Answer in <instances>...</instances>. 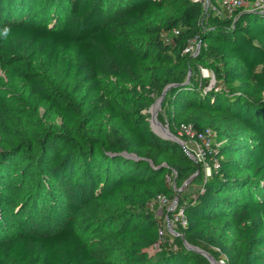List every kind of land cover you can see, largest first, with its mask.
Here are the masks:
<instances>
[{
  "label": "trees",
  "instance_id": "16d2710c",
  "mask_svg": "<svg viewBox=\"0 0 264 264\" xmlns=\"http://www.w3.org/2000/svg\"><path fill=\"white\" fill-rule=\"evenodd\" d=\"M234 12L201 28L193 0H0V32L10 29L0 63L24 65L30 93L61 116L0 152V264H199L187 248L151 251L160 229L149 203L196 168L149 126L150 91L167 80L170 131L188 124L221 142L210 177L179 204L182 238L228 264H264V11ZM193 40L219 73L210 90L182 83L199 59L184 53ZM102 77L127 85L103 104ZM7 113L0 101V130ZM12 179L24 188L16 210ZM94 203L107 207L80 225L76 214Z\"/></svg>",
  "mask_w": 264,
  "mask_h": 264
},
{
  "label": "rangeland",
  "instance_id": "374dc122",
  "mask_svg": "<svg viewBox=\"0 0 264 264\" xmlns=\"http://www.w3.org/2000/svg\"><path fill=\"white\" fill-rule=\"evenodd\" d=\"M193 1H200L203 5L204 16L198 23L201 28L211 24L210 17L217 16V18H220L223 16L215 10L213 5L207 3L208 0ZM244 10L243 8L237 9L234 12V18L237 19ZM108 25H112L110 19L108 20ZM198 52L192 56L198 57L199 59L191 63L183 72L182 83L194 84L198 86L200 90H210L219 84V73H213L209 68H206L204 63H206L207 57L206 55L200 56L201 54ZM24 69V65L20 63H13L10 61L0 63V101L8 108L4 130H0V152L8 148L9 144H13V142L18 139L27 138L29 134L37 136L36 128H54L61 123V116L56 109L48 103L38 100L30 93L28 83H26L21 76ZM47 79L51 87L55 86L62 81L61 71L57 70L50 73ZM102 81L104 93L99 99L102 104L106 100L116 99L120 89L127 86L124 82H119L114 78L102 77ZM171 83H173V81L167 80L161 84H156L151 89L149 95V108L161 95L165 86ZM148 115L150 118V113H148ZM157 120L163 127L169 128V111L165 104V100L162 101L160 109L157 111ZM153 125L157 133H163L158 125ZM178 134L177 137L183 141V145L179 146L190 159L196 162V168L191 175L180 181V183H176L173 179L169 180L170 186L173 189V193L170 197L163 198L157 196L149 203V210L156 216L160 229L159 242L151 248V251L158 250V244H162L169 248H186L184 239L178 230V222H184L179 204L191 199L201 189L202 183L210 177L211 170L216 163L210 153L213 151L214 145H219L221 143L213 132H211L210 136L206 137V143L209 145H205L203 141L197 140L196 138H190L181 131ZM109 135L110 137L113 136V131L110 129ZM182 135H185V137ZM11 177L12 176H10V178ZM11 182L10 187L6 191L9 199H15L12 207H15L16 210L21 206V203L19 204L22 200L21 197L24 198V196H22L24 188H22L21 183L16 185V179H12ZM24 185H26V183ZM21 188L22 191H19ZM106 207L107 206L104 204L94 203L84 208L82 212L77 213L76 217L79 219L80 225L83 224L87 226L99 218ZM65 212L64 217L68 215L67 208ZM85 236L88 237V235ZM233 250L236 252L235 246H233ZM206 252H208L218 264H228L225 256L218 250L210 249V251ZM195 253L197 255L196 260L199 264H212L209 258L204 254L196 251Z\"/></svg>",
  "mask_w": 264,
  "mask_h": 264
},
{
  "label": "built area",
  "instance_id": "2783aa9c",
  "mask_svg": "<svg viewBox=\"0 0 264 264\" xmlns=\"http://www.w3.org/2000/svg\"><path fill=\"white\" fill-rule=\"evenodd\" d=\"M208 4H211L215 7V10L222 14L223 16L227 14H232L236 9L243 8L245 10H263L264 11V0H211L207 1ZM174 34L178 33V30H173ZM166 40L167 36L164 34ZM199 41L193 40L189 43L188 46L184 48V53H189L194 55L199 50ZM182 132L185 135H188L190 138H196L197 140L203 141L205 145L206 137L211 135V130L207 129L204 131H198L192 128L191 125L181 124L179 132ZM214 134V133H213ZM163 197L164 196H158ZM184 223V222H183Z\"/></svg>",
  "mask_w": 264,
  "mask_h": 264
},
{
  "label": "water",
  "instance_id": "95a60500",
  "mask_svg": "<svg viewBox=\"0 0 264 264\" xmlns=\"http://www.w3.org/2000/svg\"><path fill=\"white\" fill-rule=\"evenodd\" d=\"M176 83H171V84H168L165 86L164 90L162 91L161 95L157 98V100L154 102V104H152L150 106V118H149V123H150V129L151 131H153L156 135H158L155 130L153 129L152 127V122L155 121L156 119V116H157V111L160 109V106H161V103L165 97V93L166 91L172 87V86H175ZM166 134L167 136L163 137V136H160L158 135L159 137H162V138H166V139H170V140H173L175 142H177L179 145H183V141L180 140L176 135H174L170 130L169 128H167L166 130ZM184 239V238H183ZM184 243H185V246L186 248L188 249H191V250H194L196 252H199L201 254H204L205 256H207V258H209V260L211 261L212 264H216V260L208 253L206 252L205 250L197 247V246H194V245H191L190 243H188L185 239H184Z\"/></svg>",
  "mask_w": 264,
  "mask_h": 264
},
{
  "label": "bare ground",
  "instance_id": "6f19581e",
  "mask_svg": "<svg viewBox=\"0 0 264 264\" xmlns=\"http://www.w3.org/2000/svg\"><path fill=\"white\" fill-rule=\"evenodd\" d=\"M148 111H149V113L151 112V111H150V108H149ZM153 124L158 125V126L161 128V130L163 131V133H161V134H160V133H157V132H156V129L154 128V125H153ZM152 127H153V129L155 130V132H156L158 135L163 136V137L167 136L166 131H165L167 128H166V127H163V126L161 125V123L157 120V116H156L155 121L152 122ZM164 139H166V138H164ZM216 264H218V263H216Z\"/></svg>",
  "mask_w": 264,
  "mask_h": 264
},
{
  "label": "clouds",
  "instance_id": "9594fccd",
  "mask_svg": "<svg viewBox=\"0 0 264 264\" xmlns=\"http://www.w3.org/2000/svg\"><path fill=\"white\" fill-rule=\"evenodd\" d=\"M10 33V29L8 27H5L2 32H0V35L7 37Z\"/></svg>",
  "mask_w": 264,
  "mask_h": 264
}]
</instances>
